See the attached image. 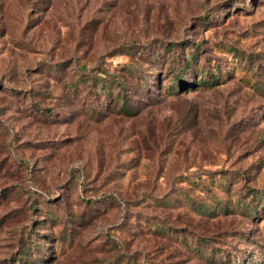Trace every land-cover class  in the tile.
I'll return each mask as SVG.
<instances>
[{
  "label": "rangeland",
  "instance_id": "obj_1",
  "mask_svg": "<svg viewBox=\"0 0 264 264\" xmlns=\"http://www.w3.org/2000/svg\"><path fill=\"white\" fill-rule=\"evenodd\" d=\"M0 264H264V0H0Z\"/></svg>",
  "mask_w": 264,
  "mask_h": 264
},
{
  "label": "trees",
  "instance_id": "obj_2",
  "mask_svg": "<svg viewBox=\"0 0 264 264\" xmlns=\"http://www.w3.org/2000/svg\"><path fill=\"white\" fill-rule=\"evenodd\" d=\"M197 45L193 46V47H189V48H186V50L184 51V53L182 52V57L181 60L179 61L178 65L175 67L176 70L177 68L178 69H181V70H184L186 69L189 65H193L194 61L196 60V53L197 51ZM194 69V70H193ZM192 70L195 72V67L192 68ZM203 71H208V70H205V68H201L200 71L198 72H203ZM212 73L211 70H209L208 72H205V74H209ZM172 77H171V81L172 82H178V80L180 79V76H178V72L177 71H173L172 73ZM194 80H198V81H201L202 83H206L207 81L202 77V75H200L198 77V79H194ZM82 81H89L88 82V85H87V88L90 89V90H86V91H92V93H96V89H100L102 91L103 94L105 95H108V90L109 88L112 86L111 84L113 83V80L111 82V80L109 79L108 80V83L106 82V78H102V77H95L94 75L92 74H89V75H85L82 79ZM94 81V82H93ZM100 83L99 86H95L94 83ZM110 83V84H109ZM114 85L116 87V90H115V93H114V97L116 98V100H120V108L122 110H129L130 109V106H129V103L126 102L128 101L127 98H126V93H125V90H124V83L123 81L121 80H115L114 81ZM73 89V86H71ZM119 88V89H118ZM166 88V91L167 92H175L177 89H173L172 86L168 83L167 86H165ZM164 88V89H165ZM176 93V92H175ZM199 206H204L203 209L206 207V205H204L203 203ZM225 209H228V208H225ZM51 218H53V214L50 215ZM157 227V228H160L159 225L156 224V226H154V228ZM194 245L196 243V241L193 242ZM197 244V243H196ZM196 247V246H194Z\"/></svg>",
  "mask_w": 264,
  "mask_h": 264
}]
</instances>
